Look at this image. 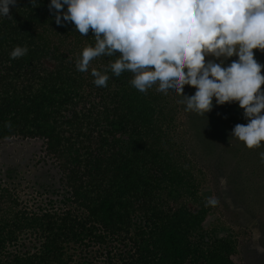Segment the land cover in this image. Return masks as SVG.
<instances>
[{
	"label": "trees",
	"instance_id": "trees-1",
	"mask_svg": "<svg viewBox=\"0 0 264 264\" xmlns=\"http://www.w3.org/2000/svg\"><path fill=\"white\" fill-rule=\"evenodd\" d=\"M49 4L17 0L12 19H0V146L38 142V162L53 170L51 185L33 192L32 178L22 195L27 174L0 169V264H237V237L208 225L214 207H205V180L186 159L181 97L141 93L127 73H109L107 87H97L91 67L103 70L109 58L78 71L93 32L58 25ZM16 46L28 53L11 59ZM254 53L264 65V51ZM188 114L193 126L196 118L224 137L248 122L238 102L214 101L205 117ZM254 149H246L249 162L264 175V146Z\"/></svg>",
	"mask_w": 264,
	"mask_h": 264
},
{
	"label": "clouds",
	"instance_id": "clouds-1",
	"mask_svg": "<svg viewBox=\"0 0 264 264\" xmlns=\"http://www.w3.org/2000/svg\"><path fill=\"white\" fill-rule=\"evenodd\" d=\"M31 3L39 6V0ZM16 4L0 0V19H12L10 6ZM49 11L58 25L71 22L82 36L93 32L94 44L82 50L76 69L88 72L95 58H109L103 70L91 67L97 87H107L109 73H127L134 89L181 97L184 110L200 117L214 101L238 102L248 122L234 126L230 142L264 146V65L254 53L264 51V0H50ZM27 53V46H16L10 58ZM232 57L237 59L226 64ZM186 85L195 93L186 95ZM259 158L264 163V152ZM218 203L208 197L205 207Z\"/></svg>",
	"mask_w": 264,
	"mask_h": 264
},
{
	"label": "rangeland",
	"instance_id": "rangeland-1",
	"mask_svg": "<svg viewBox=\"0 0 264 264\" xmlns=\"http://www.w3.org/2000/svg\"><path fill=\"white\" fill-rule=\"evenodd\" d=\"M175 105L187 162L205 180L204 196L219 200L208 219V225L223 227L220 236L232 233L237 237V264H264V252L257 250V246L264 247V191L259 190L264 184L260 179L264 175L260 169H256L255 163L249 162L254 156L248 157L250 153L242 142L236 139L230 142L232 129L226 130L224 133L227 136L224 137L215 129H201L205 125H200L196 118H193V126L190 122L193 116L189 118L181 103L176 102ZM40 150L41 144L38 142H8L0 146V169L4 171L9 166H14L24 171L25 176L27 174L26 181L29 183H25L24 189L22 188V195L30 189L32 178H35L33 192L36 189L43 191L41 185L48 186L53 183L49 180L53 171L51 167L38 162ZM222 179L225 181L223 184ZM213 185H216L218 195L214 192ZM35 196L33 194V198ZM250 205H253L252 212L249 211ZM257 233L258 238H254Z\"/></svg>",
	"mask_w": 264,
	"mask_h": 264
}]
</instances>
